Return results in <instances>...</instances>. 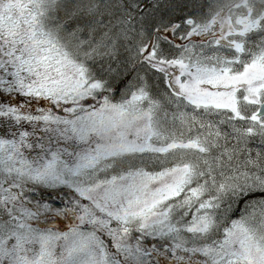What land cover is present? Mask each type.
<instances>
[{"label": "snow or ice", "instance_id": "6c2138e0", "mask_svg": "<svg viewBox=\"0 0 264 264\" xmlns=\"http://www.w3.org/2000/svg\"><path fill=\"white\" fill-rule=\"evenodd\" d=\"M0 264H264V0H0Z\"/></svg>", "mask_w": 264, "mask_h": 264}]
</instances>
